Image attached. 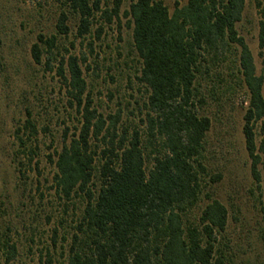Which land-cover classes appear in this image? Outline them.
<instances>
[{"label":"trees","instance_id":"trees-1","mask_svg":"<svg viewBox=\"0 0 264 264\" xmlns=\"http://www.w3.org/2000/svg\"><path fill=\"white\" fill-rule=\"evenodd\" d=\"M57 1L77 16L78 38L89 32L97 13L110 23L119 7V0L109 11H100L101 0ZM252 1L260 17L261 49L264 0ZM243 4L244 0H185L183 5L176 2L170 14L160 0L129 4L125 15L140 61L136 80L145 94L144 144L135 129L117 133L118 114L103 118L93 108L80 69L84 59H59L56 75L63 82L68 107L74 108L77 127L68 140L67 128L62 134L51 187L64 202H82L65 264H227L217 247L226 223L223 205L208 198L196 221L188 218L202 193L203 140L210 127L209 119L198 113L203 101L195 83L205 57L237 52L236 73L246 91L244 150L252 180L264 181V139L258 147L254 140V126L264 116L262 78L255 75L251 54L235 30ZM66 21L62 10L55 24L58 35L67 34ZM54 49V37L38 35L31 59L40 64L43 58L51 71ZM8 249L10 257L14 249ZM41 264L53 261L47 256Z\"/></svg>","mask_w":264,"mask_h":264},{"label":"rangeland","instance_id":"rangeland-1","mask_svg":"<svg viewBox=\"0 0 264 264\" xmlns=\"http://www.w3.org/2000/svg\"><path fill=\"white\" fill-rule=\"evenodd\" d=\"M132 1L119 0L117 17L110 23L97 13L89 32L78 38L77 16L57 0H0V264H41L47 256L53 264H65L82 207L79 199H59L51 187L52 163L62 134L67 128L68 140L77 127L74 108L68 107L63 82L56 75L61 57L84 59L80 69L93 108L103 118L118 114L117 133L135 129L144 144L145 94L136 80L140 61L125 15ZM160 1L169 14L176 2L185 3ZM113 6L114 0H101L99 5L100 11ZM62 10L67 15L66 35L55 30ZM259 21L253 1L244 0L235 30L251 54L255 75L262 78L264 100ZM38 35L55 38L51 71L46 70L43 58L40 64L31 59L30 48ZM236 70V51L218 59L205 57L196 79L195 88L203 101L198 113L209 119L210 127L203 140L202 193L188 218L195 222L209 199L217 200L226 210L217 247L227 264H264V181L256 184L250 176L241 135L246 91ZM254 134L258 147L264 139V116L255 124ZM147 150L145 156H149ZM214 176L219 179L212 180ZM9 246L14 249L10 257Z\"/></svg>","mask_w":264,"mask_h":264}]
</instances>
